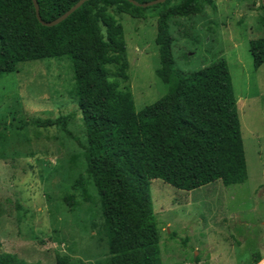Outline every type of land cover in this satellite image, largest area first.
Returning a JSON list of instances; mask_svg holds the SVG:
<instances>
[{
	"label": "rangeland",
	"instance_id": "obj_1",
	"mask_svg": "<svg viewBox=\"0 0 264 264\" xmlns=\"http://www.w3.org/2000/svg\"><path fill=\"white\" fill-rule=\"evenodd\" d=\"M213 2L201 3L199 16L170 23L175 68L185 75L227 61L248 180L229 187L218 181L192 192L152 180L162 262L264 264V65L255 70L250 52L252 41L264 39L263 0ZM160 9L148 10L143 20L114 15L124 28L129 79L123 81L115 67L108 72L120 90L132 93L137 112L169 90L156 75ZM74 86L70 58L22 64L0 75V252L27 263L56 264L58 255L99 264L108 257L95 187L73 188L80 177L86 180L80 147L56 127H35L72 116L70 131L82 137Z\"/></svg>",
	"mask_w": 264,
	"mask_h": 264
},
{
	"label": "trees",
	"instance_id": "obj_2",
	"mask_svg": "<svg viewBox=\"0 0 264 264\" xmlns=\"http://www.w3.org/2000/svg\"><path fill=\"white\" fill-rule=\"evenodd\" d=\"M37 1L42 20L52 22L82 0ZM178 1L143 9L126 0H90L66 21L48 28L38 21L32 0H0V75L14 73L22 64L71 59L75 82L71 94L82 116V137L70 131L75 125L72 116L37 122L35 127H56L81 149L86 180L80 177L73 188L91 183L98 195L108 247L106 261L99 264H163L152 180L185 192L218 181L229 187L248 180L227 61L221 58L185 75L175 68L170 23L199 16L201 3L214 2ZM157 8L161 9L156 75L169 90L137 112L132 93L120 90V83L112 81L108 72V67H115L123 81L129 79L124 28L114 15L143 20L148 10ZM250 52L258 70L264 65V39L252 41ZM62 150L67 155L64 143ZM67 201L72 205L74 196H67ZM0 264L33 263L0 252ZM56 264L93 263L57 255Z\"/></svg>",
	"mask_w": 264,
	"mask_h": 264
},
{
	"label": "water",
	"instance_id": "obj_3",
	"mask_svg": "<svg viewBox=\"0 0 264 264\" xmlns=\"http://www.w3.org/2000/svg\"><path fill=\"white\" fill-rule=\"evenodd\" d=\"M36 9V15H37V19L38 21L44 26V27H55L58 26L59 24H61L62 22L66 21L71 15H73L78 9H80L85 3L89 2L90 0H82L80 1L77 5H75L73 8H71L66 14H64L62 17L56 19L55 21L52 22H45L42 20L41 15H40V7L38 4L37 0H32ZM130 3H132L134 6L136 7H140L143 9H148V8H152L154 6L160 5V4H164L167 0H156L154 2H150V3H146V4H139L136 1L133 0H126ZM264 1V0H263Z\"/></svg>",
	"mask_w": 264,
	"mask_h": 264
}]
</instances>
